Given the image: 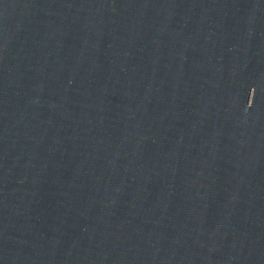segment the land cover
Listing matches in <instances>:
<instances>
[{
    "label": "water",
    "instance_id": "water-1",
    "mask_svg": "<svg viewBox=\"0 0 264 264\" xmlns=\"http://www.w3.org/2000/svg\"><path fill=\"white\" fill-rule=\"evenodd\" d=\"M0 264H264V0H0Z\"/></svg>",
    "mask_w": 264,
    "mask_h": 264
}]
</instances>
